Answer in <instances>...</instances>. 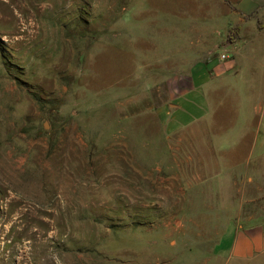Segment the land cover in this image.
I'll list each match as a JSON object with an SVG mask.
<instances>
[{
	"label": "rangeland",
	"instance_id": "rangeland-1",
	"mask_svg": "<svg viewBox=\"0 0 264 264\" xmlns=\"http://www.w3.org/2000/svg\"><path fill=\"white\" fill-rule=\"evenodd\" d=\"M262 8L0 0V264H202L214 253L235 212L186 210L159 171L171 138L161 110L189 63L226 53L246 65L254 48L264 58ZM237 27L247 30L231 43Z\"/></svg>",
	"mask_w": 264,
	"mask_h": 264
},
{
	"label": "crops",
	"instance_id": "crops-1",
	"mask_svg": "<svg viewBox=\"0 0 264 264\" xmlns=\"http://www.w3.org/2000/svg\"><path fill=\"white\" fill-rule=\"evenodd\" d=\"M244 2L240 10L248 16ZM259 51H249L246 65L230 56L189 63L171 77L170 109L161 110L171 138L169 161L160 160L159 171L172 180V188H183L186 210L235 212L216 251L202 264L264 257V58Z\"/></svg>",
	"mask_w": 264,
	"mask_h": 264
},
{
	"label": "trees",
	"instance_id": "trees-1",
	"mask_svg": "<svg viewBox=\"0 0 264 264\" xmlns=\"http://www.w3.org/2000/svg\"><path fill=\"white\" fill-rule=\"evenodd\" d=\"M241 28L237 27L232 32L228 34V41L233 43L236 42L240 36Z\"/></svg>",
	"mask_w": 264,
	"mask_h": 264
},
{
	"label": "built area",
	"instance_id": "built-area-1",
	"mask_svg": "<svg viewBox=\"0 0 264 264\" xmlns=\"http://www.w3.org/2000/svg\"><path fill=\"white\" fill-rule=\"evenodd\" d=\"M227 58H228V55H227L226 53H224V54L221 55V59H222V60H225V59H227Z\"/></svg>",
	"mask_w": 264,
	"mask_h": 264
},
{
	"label": "bare ground",
	"instance_id": "bare-ground-1",
	"mask_svg": "<svg viewBox=\"0 0 264 264\" xmlns=\"http://www.w3.org/2000/svg\"><path fill=\"white\" fill-rule=\"evenodd\" d=\"M21 235V234H20ZM34 236V235H33ZM33 244V243H32ZM30 246V245H29ZM36 246V245H35ZM37 249V248H36ZM41 251V250H40ZM35 253V252H34ZM38 253V252H37ZM38 256H40V255H38ZM34 257V256H33ZM36 257V256H35ZM22 258V257H21ZM20 259V258H19ZM38 261V260H37ZM40 264L42 263V262H39Z\"/></svg>",
	"mask_w": 264,
	"mask_h": 264
}]
</instances>
